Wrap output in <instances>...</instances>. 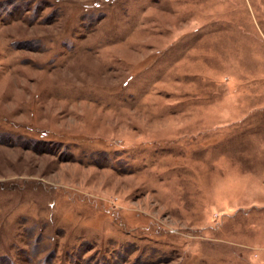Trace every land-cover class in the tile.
Instances as JSON below:
<instances>
[{
    "label": "rangeland",
    "instance_id": "374dc122",
    "mask_svg": "<svg viewBox=\"0 0 264 264\" xmlns=\"http://www.w3.org/2000/svg\"><path fill=\"white\" fill-rule=\"evenodd\" d=\"M0 264H264V0H0Z\"/></svg>",
    "mask_w": 264,
    "mask_h": 264
}]
</instances>
